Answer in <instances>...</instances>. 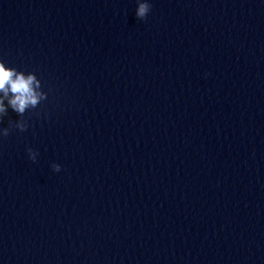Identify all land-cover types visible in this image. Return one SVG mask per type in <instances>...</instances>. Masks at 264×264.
<instances>
[{
	"label": "water",
	"instance_id": "water-1",
	"mask_svg": "<svg viewBox=\"0 0 264 264\" xmlns=\"http://www.w3.org/2000/svg\"><path fill=\"white\" fill-rule=\"evenodd\" d=\"M149 3L0 0V264H264V0Z\"/></svg>",
	"mask_w": 264,
	"mask_h": 264
},
{
	"label": "clouds",
	"instance_id": "clouds-1",
	"mask_svg": "<svg viewBox=\"0 0 264 264\" xmlns=\"http://www.w3.org/2000/svg\"><path fill=\"white\" fill-rule=\"evenodd\" d=\"M136 17L145 20L151 11L152 5L149 0H137ZM41 81L34 73L25 74L18 71L14 67H8L4 62L0 61V117L7 115V107L4 101L7 100L8 107L23 117L26 110L34 109L41 100L46 99V94L41 90ZM27 121L18 120L14 123L10 122L9 127L0 128V137L10 135L13 128L23 132L28 129ZM28 157L31 161L36 162L39 153L32 149H27ZM52 169L56 172L61 170V166L57 163L52 164Z\"/></svg>",
	"mask_w": 264,
	"mask_h": 264
}]
</instances>
